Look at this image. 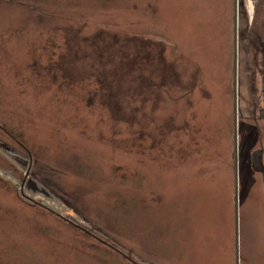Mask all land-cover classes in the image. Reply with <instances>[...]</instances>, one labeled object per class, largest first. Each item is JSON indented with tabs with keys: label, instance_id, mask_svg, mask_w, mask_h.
Masks as SVG:
<instances>
[{
	"label": "rangeland",
	"instance_id": "1",
	"mask_svg": "<svg viewBox=\"0 0 264 264\" xmlns=\"http://www.w3.org/2000/svg\"><path fill=\"white\" fill-rule=\"evenodd\" d=\"M218 5L0 0V264H264L262 145L239 95L232 108L234 33H220ZM245 6L239 0V25ZM108 31L132 42L133 68L151 85L177 63L182 82H200L195 104L211 107L213 120L232 116L227 145L203 127L198 156L171 130L183 100L154 111L137 100L139 77L135 99L105 82L90 42L100 37L106 63ZM236 76L245 92L239 63ZM187 162L202 172H185Z\"/></svg>",
	"mask_w": 264,
	"mask_h": 264
},
{
	"label": "trees",
	"instance_id": "2",
	"mask_svg": "<svg viewBox=\"0 0 264 264\" xmlns=\"http://www.w3.org/2000/svg\"><path fill=\"white\" fill-rule=\"evenodd\" d=\"M212 1V0H207ZM213 2H216L217 5L220 3V7L222 9V12L219 8V14L220 17L217 20V26L219 27V31L222 34H225L229 29V32L233 34L234 30V16H235V1L234 0H213ZM227 12V13H226ZM103 38H106V40H109L111 42L116 43L115 47L114 45L110 44L109 41L105 43V59L106 63H104L101 59V55L99 54L98 50L96 49V45H101L98 41L100 37H92V40L90 42L91 45V53L94 56L92 59V65L98 67L99 69L103 70L104 76H106V79H104L105 82L109 84H114L115 82H121L124 85V91L121 95L124 99H135L137 92L135 90L134 86L137 78L139 77L140 83L139 87V93L137 95V100L140 99V102H146L148 100L151 101V104L153 106L154 111H160L163 112L167 111L166 107L169 104L175 105L178 102V99L183 100V105L181 108L175 107V112L178 113V116L182 114V120L180 123L173 121L171 125V130L174 133L175 137H183L185 136L186 140V148H188L190 151H196L197 155L202 157L201 150L197 151V147L199 144H201L202 140L209 141V137L207 134H203L199 132L204 127L209 132H212V138L213 140H216L220 138L221 144H223V148L227 145V136L232 130L231 128V122H232V116L223 114L216 115V118L213 120V114H212V108L211 107H204L199 106L201 100L196 102L193 95V91H196L198 89H202V86L200 82H195V84L191 85L189 83V80H187L186 83L181 81L180 75L182 74V70L184 67H180L177 63L178 69L174 70L172 69L171 77L164 76V77H157V81L151 85L146 80H142V77H144V74L137 73L136 65L133 68L134 62L129 58L131 57V54L129 53L134 48L129 44L132 43L128 39H124L123 41H119L118 37H122V32H106L104 35H102ZM118 36V37H117ZM160 41V40H159ZM158 44H161L162 42H159ZM128 45V47H127ZM129 48V49H128ZM161 49V47H159ZM125 50V51H124ZM99 57H98V55ZM165 54V51H164ZM155 66V64H154ZM107 72V74H106ZM131 78L126 79L124 77V74L132 73ZM98 76V75H97ZM127 81L129 84H127ZM148 81H150L148 79ZM151 82V81H150ZM144 85V86H143ZM122 87V86H121ZM125 87H131L129 90ZM138 87V88H139ZM177 89L179 92L177 94L173 93V91ZM205 92V95L203 94L202 90L199 91L201 97L207 98L209 96V93H207V89H203ZM132 93L130 95L129 93ZM119 95V94H118ZM176 116V117H178ZM171 132V133H172ZM200 138V140H199ZM154 144L157 146L161 145V141H155ZM225 152V151H224ZM226 161V160H225ZM176 160H171V164L174 166ZM186 164L187 168L185 172H189V168H193V171L199 172L202 169V166H198L194 163H184ZM184 164L180 163V166H184ZM198 168V171L195 169ZM181 168V167H180ZM158 174L162 175L164 173H169L168 168H165L163 166H160L158 168ZM183 167L181 168V175L184 174ZM179 172V173H180ZM202 172V171H201ZM177 173V174H179ZM212 173V171H211ZM180 175V174H179ZM176 176V175H175ZM16 185V184H15ZM17 187V186H16ZM172 199H175L172 197ZM176 200V199H175ZM155 202V200H150V203ZM179 204L180 202L177 200V217L174 220V226L179 227L183 226L182 219L179 217ZM68 218V217H67ZM70 220V218H68ZM168 248L172 249L175 246H179L178 242L173 240L171 243H167ZM180 252V251H178ZM175 250H170V253H177L178 258L183 256L182 254L178 253ZM174 255V254H173ZM180 259V258H179ZM168 263V262H167ZM159 264H162L159 262ZM175 264V263H173Z\"/></svg>",
	"mask_w": 264,
	"mask_h": 264
},
{
	"label": "flooded vegetation",
	"instance_id": "3",
	"mask_svg": "<svg viewBox=\"0 0 264 264\" xmlns=\"http://www.w3.org/2000/svg\"><path fill=\"white\" fill-rule=\"evenodd\" d=\"M243 5V4H242ZM245 17L243 24L235 28L234 20V78L232 81V108L236 114L238 95L244 100L243 114L250 123V130L256 135L260 144V154L264 147V0H245ZM239 7V0H238ZM236 13V12H235ZM235 19V16H234ZM243 65L246 81L238 83L245 86V92L237 87V66ZM239 91V94H238ZM259 154V152H258ZM261 161V156H260Z\"/></svg>",
	"mask_w": 264,
	"mask_h": 264
},
{
	"label": "water",
	"instance_id": "4",
	"mask_svg": "<svg viewBox=\"0 0 264 264\" xmlns=\"http://www.w3.org/2000/svg\"><path fill=\"white\" fill-rule=\"evenodd\" d=\"M235 1V28H237V23H238V17H237V9H238V0H234ZM21 192H22V195L24 196L25 193H24V189H23V185L21 187ZM67 221L71 222L67 217L65 218Z\"/></svg>",
	"mask_w": 264,
	"mask_h": 264
},
{
	"label": "crops",
	"instance_id": "5",
	"mask_svg": "<svg viewBox=\"0 0 264 264\" xmlns=\"http://www.w3.org/2000/svg\"><path fill=\"white\" fill-rule=\"evenodd\" d=\"M261 160H262V163H263V166H264V147H263V150H262Z\"/></svg>",
	"mask_w": 264,
	"mask_h": 264
},
{
	"label": "built area",
	"instance_id": "6",
	"mask_svg": "<svg viewBox=\"0 0 264 264\" xmlns=\"http://www.w3.org/2000/svg\"><path fill=\"white\" fill-rule=\"evenodd\" d=\"M248 4L250 5V0H249V3Z\"/></svg>",
	"mask_w": 264,
	"mask_h": 264
}]
</instances>
